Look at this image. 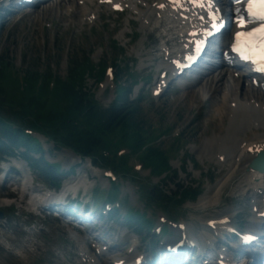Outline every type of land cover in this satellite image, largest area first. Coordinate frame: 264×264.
Here are the masks:
<instances>
[{"label":"rangeland","instance_id":"obj_1","mask_svg":"<svg viewBox=\"0 0 264 264\" xmlns=\"http://www.w3.org/2000/svg\"><path fill=\"white\" fill-rule=\"evenodd\" d=\"M77 2L78 0H73L70 3L67 1L57 3L54 0H48L45 3L39 2L36 7L21 10L19 14L2 24L0 29V67L3 63L9 65L3 66L9 77H7L9 88L6 93L0 95L1 98L7 101L8 93L12 91L14 87L12 85L16 84V81H18L17 86L20 89L24 90L27 87V81L21 77V75L27 74V71L51 73L53 76L66 80L69 69L74 66L72 63L74 61L79 63L84 59L90 60L92 64L102 62L108 66L120 61L124 67L127 65L132 67L138 77H146L150 74V69L143 67L152 63L151 59L154 57L156 49L154 45L157 44V40L155 36L150 39L151 34L148 33L151 32L140 29V24L133 20L135 16L128 11L117 14L101 7L103 13L100 14L98 11L95 23L84 25L81 23V18L85 19L86 16L82 12L83 7L81 8ZM74 6L78 7L75 9ZM99 15L102 16L101 19ZM128 19L134 22L128 24ZM126 28H128L127 34ZM122 32L126 34L124 37H120ZM141 45L142 51L139 49ZM135 47L141 51L139 55L134 51ZM216 70L219 68L208 72L199 81L200 84L196 83V85L171 96L166 95L161 99H152L146 93L143 102V115L154 129L165 131L169 127L179 129L183 133L181 143L183 149L178 153L171 152V164L177 171V182L180 184L193 182L197 185L200 184L203 189L199 198L186 205L180 215L185 219L190 232L197 236L205 233L202 224L206 219L225 215V211H229V215H235L239 210L247 211L248 207L242 198L231 197V194L241 196L236 193L235 185L239 183L237 178L239 180L242 176L228 182L229 174L237 169L234 161L226 162L227 166H220L214 156L206 155V149L205 151L201 150V145L205 141L208 142L214 134L223 133L225 125L228 123L226 112V118L223 116V127L220 126L218 118L214 120L217 108L221 106V95L225 90L223 85H219V82L217 84V81L210 77ZM95 78L96 76L86 73L85 88L90 93H94L101 103L107 105L112 99L115 85L110 82L108 87L110 90L101 93V87L109 77L102 83ZM226 82L229 83L228 80ZM242 87H245L240 90L242 97L251 98L253 97L251 93H253L256 98L263 96L264 101L262 90L260 91L258 88L246 90L245 84ZM16 91L21 94V91ZM234 93H238V91ZM207 95L210 96L208 100L205 99ZM227 105V109L231 108L229 102ZM11 111L13 110L8 107L2 108L4 116L21 124L24 119L14 115ZM179 130L177 131L179 132ZM255 131L264 132L263 129H255ZM251 135L252 132L247 133L248 137ZM36 136L40 138L47 160L60 163L61 170L64 172L72 167L75 169L72 176L65 178V183L68 186L82 187L83 191L88 189V193L93 192L95 198L96 192L110 190V179L103 170L95 168L90 159L82 160L67 147L57 149L53 142L47 141L44 136L40 134ZM174 137L173 133L169 131L167 136L158 140V143L169 149ZM22 150L24 147L19 146L18 152ZM244 153L243 150L241 154ZM32 154L37 157L41 156L39 152L33 151ZM13 159L15 161H9L6 163L7 165H4L5 171H8V164L18 166L22 170L19 174L11 173L12 176L8 179L6 186L0 188V211H3L5 217L7 216L0 220V264H71L72 262L69 260L71 254L83 252L81 249L88 247L84 240L86 232L76 238L65 221L44 218V216H37V213H30L31 210L39 212L40 209L35 203L28 204V193H34L39 197L47 190L46 187L37 185V179L32 180V173L29 172L30 169L25 162L18 157ZM135 161L136 158H133L132 162ZM184 165L186 167L183 169ZM2 166L0 164V167ZM141 174L145 176L148 173L142 172ZM205 174H207L206 177ZM160 179V177L154 176L151 182L158 183L161 181ZM166 182L167 184H162L163 188L169 191L176 189L172 180ZM120 183L119 189L121 195L128 200L127 204L135 208H144L146 201L141 198L137 181L127 177L121 179ZM219 187L224 188L220 189ZM9 194H13L12 198H7ZM97 199V201L102 200L101 198ZM161 213L152 212V219L157 216L159 218ZM247 223L248 219L244 224L245 228H247ZM125 226L124 223L118 221L116 223L118 230L112 229L111 234L129 238L130 232L125 229ZM98 238L101 239L100 236ZM148 240H146L147 243ZM111 251L113 252V249ZM87 264H104V261L95 263L88 258ZM107 264L109 263L107 262Z\"/></svg>","mask_w":264,"mask_h":264},{"label":"trees","instance_id":"obj_2","mask_svg":"<svg viewBox=\"0 0 264 264\" xmlns=\"http://www.w3.org/2000/svg\"><path fill=\"white\" fill-rule=\"evenodd\" d=\"M72 64L74 66L69 69L66 80L54 77L51 73L27 71L28 84L24 90L17 86L16 81L8 93V102L0 97V150L12 153L10 145L25 146L26 150L21 155L47 182L54 185L61 182L58 178L60 165L49 162L44 156L37 159L31 156L33 151L43 153L44 148L37 137L26 132L29 127L44 134L57 147L70 148L84 158L90 157L94 165L111 168L131 180L142 178L128 164L131 154L118 156L117 151L123 147L138 154L145 165L152 169V174H166L167 177L169 174L176 175L170 165L171 149L152 143L157 138L156 130L143 115L142 99L130 101L129 88L121 89L117 101L104 107L83 89L84 72L89 70L90 61L84 59ZM4 65L7 64L3 63L0 67V95L9 88ZM102 68H99V73ZM123 76L122 69H119L118 78L121 80ZM40 77H43L42 80ZM52 80L55 86L51 89ZM16 90L21 91V94ZM4 107L22 117L23 122L20 124L4 116ZM140 188L147 206H159L166 211L171 207L177 208L184 200L197 199L201 193L200 188L179 185L173 195H167L164 190L145 179L140 181ZM117 192L118 186L114 184L112 194ZM128 219L143 223L148 221L142 215H129Z\"/></svg>","mask_w":264,"mask_h":264},{"label":"bare ground","instance_id":"obj_3","mask_svg":"<svg viewBox=\"0 0 264 264\" xmlns=\"http://www.w3.org/2000/svg\"><path fill=\"white\" fill-rule=\"evenodd\" d=\"M55 1L57 3H61V2L65 3L66 1L70 3L73 0H55ZM84 1L86 3H89L94 0H84ZM117 1H122L123 5L126 4L129 5L128 7L130 11L136 14L137 19L140 21L141 23L140 28L142 30H147L151 33L157 32L158 37L164 36L162 38L160 48L165 47L166 49H169L170 54H174L175 56H178L180 54L183 46L178 45V40H181L184 37L185 34L184 28L179 27L180 22H178V20L175 17L167 16V14L164 11H162L163 0H153V3H148L147 0H117ZM140 6L142 8H140ZM77 7L78 6H74L75 9ZM82 12H84L85 16L88 18L93 13L90 12L88 14V10L86 8H82ZM165 34L167 38H165ZM124 35L125 33L122 32L120 36L123 37ZM170 41H172L173 44L169 45ZM135 49L138 51V53L140 52V50L137 49V47H135ZM219 70H221L220 73L218 74L212 73V75L210 76L215 81H217V84L219 82V85H223L225 88L224 94H222L220 98L221 106L217 108L214 120L218 118V120H220L219 124L220 126H222L224 121L223 116L225 117V112H226L227 119L229 120V124L225 125V130L223 133L214 134L212 137L209 138L208 142L205 141L204 144L201 145V150L205 151L206 149L207 150L206 155L208 157L210 154L214 156L217 159V163H220L222 159H224L223 162L225 163L230 162L231 156H235V166L237 169L229 174L228 182L230 183L232 182L233 179L242 176L239 180V183L235 185L236 193H239L241 196L244 195L245 198L248 197L255 198V191L256 194L257 193L261 194L260 191L264 190V176L261 175V182L257 183L254 191L253 184L250 183L246 172H247L248 163L252 160V158L256 154L255 152L256 149L254 148L253 153L250 155H245L242 157L238 155L241 148H243L245 145L250 147L252 146V144H255L256 148L258 149L264 148V132L258 133L255 131V129L264 130V101L262 99L263 96L262 98H256L255 95H253V93L251 92L250 93L253 96L251 98H246L245 96L242 97L240 95V90L245 89V87H242L245 81L241 83L240 80H237L235 78L233 79L234 76H232V74L240 71L244 78L243 80H245V77L247 78L248 76V73H246V71L238 70V69L232 70L231 68L225 66H220ZM226 80H228L229 83H227ZM106 86L107 85L105 84V87ZM245 86H247L246 90L249 91L255 89L253 86L246 85V82H245ZM104 89L105 88H103V90ZM237 91L238 93H234ZM227 102H229L231 105V108L229 109H227L228 107L226 108ZM248 132H252V135L249 137L247 136ZM211 146H213L212 147L213 149L211 148V150L209 151ZM223 188L224 187H221L220 189ZM224 216L226 218H230L232 215H229V211H225ZM258 222L261 223V220H258ZM252 225H254V223L250 224V226ZM225 229L226 228H224L223 224H218V226L214 228V231L216 234H222L225 231Z\"/></svg>","mask_w":264,"mask_h":264},{"label":"snow or ice","instance_id":"obj_4","mask_svg":"<svg viewBox=\"0 0 264 264\" xmlns=\"http://www.w3.org/2000/svg\"><path fill=\"white\" fill-rule=\"evenodd\" d=\"M246 7L248 16L264 21V0H248ZM237 19L243 26L244 17L238 16ZM233 50L240 52L243 59L258 63L259 70L264 71V23L251 31L237 32Z\"/></svg>","mask_w":264,"mask_h":264},{"label":"water","instance_id":"obj_5","mask_svg":"<svg viewBox=\"0 0 264 264\" xmlns=\"http://www.w3.org/2000/svg\"><path fill=\"white\" fill-rule=\"evenodd\" d=\"M3 213L0 211V217H2Z\"/></svg>","mask_w":264,"mask_h":264}]
</instances>
